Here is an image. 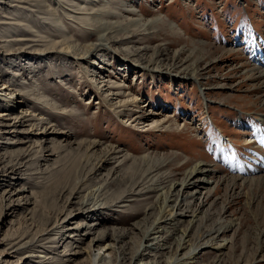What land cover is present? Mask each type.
<instances>
[{
    "label": "rangeland",
    "instance_id": "obj_1",
    "mask_svg": "<svg viewBox=\"0 0 264 264\" xmlns=\"http://www.w3.org/2000/svg\"><path fill=\"white\" fill-rule=\"evenodd\" d=\"M0 1L12 3L0 2V92L8 95L14 88L19 101V108L0 101V115L7 114L0 122L24 119V126L8 128L19 134H0L6 148L0 150L1 264L66 263L65 241L88 250L92 239L104 236L108 243L120 231L128 232L124 239L132 250L159 215L158 197L198 162L215 169L216 183L204 206L203 197L193 205L205 216L192 229L190 244L204 243L217 229L223 230L217 242L230 243L222 254L202 248L197 264H264V144L259 140L264 136V63L250 61L257 59L252 50L244 54L230 45L232 35L238 41L248 37L251 45L264 34V0ZM8 48L35 52L6 56ZM255 48L260 56L262 47ZM73 52L86 53V59ZM191 71L197 80L185 78ZM134 96L140 107L130 103ZM126 99L127 110L120 111ZM147 113L168 121L153 126L143 121ZM40 118L42 126H35ZM46 127L53 134L26 138L24 131L36 134ZM93 141L100 142L99 149L90 151ZM108 145L122 152L90 175ZM39 146L51 159L40 160ZM12 164L21 173H12ZM22 187L25 193L11 197ZM98 188L110 202L121 193L139 195L129 198L135 201L128 200L125 211L114 207L76 219L68 238L52 235L50 251L33 253L43 257L26 258L38 247L21 249L11 259L3 256L11 238H39L56 217L67 224L68 209L78 208L80 199ZM73 192L80 195L73 198L79 203L67 201ZM87 231L92 234L86 238ZM168 243L172 249L162 256L174 252L176 239Z\"/></svg>",
    "mask_w": 264,
    "mask_h": 264
},
{
    "label": "bare ground",
    "instance_id": "obj_2",
    "mask_svg": "<svg viewBox=\"0 0 264 264\" xmlns=\"http://www.w3.org/2000/svg\"><path fill=\"white\" fill-rule=\"evenodd\" d=\"M0 2H2V4L12 6V3H10V2H6V1H0ZM18 4H20V3H18ZM12 17H13V15H12ZM9 18H11V17H9ZM0 23H3V22H0ZM0 37H3V36H0ZM20 40L25 41L24 43H26V41L28 39L23 38ZM20 40L18 39L17 41H20ZM0 48H2L1 45H0ZM33 52H35V51L27 50V49L25 50L24 48L23 49H21V48L11 49V50H9V48H8V51L4 54L6 56H13V55L19 56V55H24L27 53L31 54ZM0 53L2 54L3 52L0 51ZM40 53L42 54L43 51ZM74 54L79 59H86V56H87L86 53H78V54L74 53ZM133 56H134V54H133ZM260 56H264V48L263 47L261 48ZM106 61L107 60H102V62H106ZM93 63H94V65L98 64V66H99L101 62H98V60H96V62L94 61ZM131 64L136 66V67H141V65H142L141 63L140 64L131 63ZM154 71H158V69L155 68ZM169 71H170L169 73L172 72L171 70H169ZM196 73H197L196 71L188 72L186 74L185 78L190 76V78L197 80ZM104 82H106V81L104 80V81L99 82V83H104ZM11 84L13 85L14 83H11ZM105 86H107V85H105ZM7 87L9 88V85L6 86V88ZM106 88H108V87H106ZM4 90H8V89H4ZM108 90H110V88ZM12 91L14 92L15 89L13 88ZM12 91L10 93H8V95L6 92L5 93L0 92V101L4 102L5 105L10 107V108H12L13 105H16L19 108V105H18L19 101H17V98H16L15 94H13ZM17 94L21 95V92H19ZM110 95L117 96V98H118V96L120 97L123 95V92H120V93H118V92L114 93L113 92ZM124 96H125V94H124ZM112 99H113V97H111V100ZM21 101H23V100H21ZM128 102L129 101H127V99L125 101L120 102L121 104L118 106V107H121L120 111H126L127 110L126 106H127ZM139 102L140 101H139L137 96L136 97L134 96L133 99L130 100L131 104L135 103L137 105ZM2 106L3 105H0V107H2ZM137 106L140 107L139 105H137ZM141 108H143V106ZM142 112H144L143 109H142ZM4 115H7V114L0 115V118H3L1 116H4ZM146 116H147V120H143V119H137V120L146 121V123L153 124V126H156V127H160L162 123H166L168 121V120L162 121L161 119H153V117L155 118L156 116H153L152 113H147ZM23 118H25V116H23ZM10 119H11V117H10ZM31 120H34V118H31ZM36 120L38 121V123L35 126H39V125L42 126L41 123L44 122L43 121L44 119L40 118V119H36ZM23 121H24V119H23ZM23 121H21V120L17 121V122H19V124H17V123L3 124L0 122V134L9 133V132H12V134L13 133L19 134L20 133L19 130L9 131V129L12 127L14 129H17L18 126H22V125L24 126ZM150 121H151V123H149ZM262 123H264V122H262ZM149 130H150V128H149ZM24 132H26V135H27L26 138H29L31 135H36L37 137H48L50 134H53L54 130L52 128L46 127V128H44L43 131H41L40 133L38 132L36 134H32L33 130L32 131H24ZM16 136H18V135H16ZM14 142H17V141H14ZM18 142H21V141H18ZM54 142H56V141H54ZM90 143H91V145L88 146V149L90 151L91 150L94 151V149L96 150V148L100 144V142H98V141H93ZM41 144H43V143L36 142V145H41ZM88 144L89 143H87V145ZM60 145H62V144H60ZM58 148H57V150H58ZM2 149H6V148H4L3 145H0V150H2ZM97 149H99V148H97ZM104 150H105V156H104L105 158H103L102 160L100 159L101 160L100 164L98 163L95 166V169L93 168L94 171H92L90 175H94L97 173L99 174L101 169L103 167H105L106 164H109L112 162V160L117 159L118 158L117 155L122 152V150L120 148L114 147L112 145H108ZM38 152L40 154V156H39L40 160L47 161L49 158L51 159V157L47 158L43 155V146H39ZM53 154L55 155V153H51L50 156H52ZM13 165L14 164L10 165L11 166L10 168L12 169L11 170L12 173H14V174L21 173V169H16V168H14ZM8 170L9 169H5L6 172ZM215 173H216L215 169L212 168V166H210L209 164H206L203 162H198V163L194 164L186 172V176L180 182L177 181V182L173 183V185L170 188V191L168 192L167 195L165 192H164V194L162 193L161 194L162 196L160 195L161 197H158V198H161L160 204L158 205V207L160 208L159 209V215L157 216L155 221L150 226L148 225L144 230H142V237H141L142 240L139 243H137L136 246L132 247V250H131V247L128 245L126 239H124V236L128 232L127 231L122 232L119 230L121 232V234L120 235L115 234L112 237L111 241L108 243H105L107 239L104 236H98V237L92 239L90 242L91 244H90L88 250H85V249L81 250V249H75L72 247H68V245L66 244V241H65L64 244H65V248H66L65 249L66 250V252H65L66 263H65V261H64L65 259H64L63 260L64 263H62V264H69L72 262H75V264H197V255L200 253L202 248H208V247L214 248L217 251H221L220 254H222L223 250L226 249L230 243V241H227L228 239H224V240H222V242H217V238L219 237V235L223 231L222 229H217V230L212 231L210 234H208L212 237H209V239H207L204 243H202L200 245L190 244V242H191L190 241V239H191L190 233H191L192 229L195 227V225H198L199 221L202 220L203 217L205 216L204 214H202V217H201L200 214L202 213L201 211H203V210H201V211H199L200 209L194 210L193 205L195 204L196 200H198L199 198L201 200L202 197H203L202 206L205 205V203L207 201V200H205V198H207L208 196L211 195L210 194L211 185L216 183L215 181H212V178H214ZM32 174H34V173H32ZM15 183L16 182H10V184H15ZM26 190L27 189L25 187H22L21 189L17 190V193L11 194L12 195L11 197H13L14 195H19V194L22 195L23 193L26 192ZM101 190H102V188H101ZM101 192H103V191H99V188L97 190L94 189V190L87 192L85 194V196H83L82 199H80V200H82V201H80V203L73 200V198L79 199L80 195L78 196L77 194H75V192L71 193L70 196H68L67 201L69 203H79V207L75 208V209H68L69 212H68L67 218H65L63 220V222H66L67 224L59 223L60 219L58 217H56V221H55L53 227L43 228L40 231V234L38 233V236L40 235L39 238L37 237L35 239H31L32 241L31 240L26 241L25 240L27 237L26 234H22L21 236H19L20 239L18 242H15L16 237L11 238L13 240L11 242H9L8 244H11L12 247L9 248L10 250H6L3 253V256L4 257L5 256L10 257V259H11V258L15 257L14 253H17V251H20L21 249L30 248V247L31 248L32 247L33 248L38 247V248L34 249V251H32L31 254L26 255V258L27 259H33L35 257H43L40 254H38V255L37 254L34 255V254L37 252L44 253L47 250L50 251L49 249H51L52 246L49 243L55 242V238L51 237L52 235H55V234L66 235L68 238L70 236V233L73 232V230H74L73 228H75V227L71 226V224L75 223L77 221L76 219H78V218L88 219V218L92 217L93 215H97L98 213L103 212L104 210H107V209L114 210V207L122 208L119 210L125 211L127 208L130 207V205L126 204L128 202V200H132V201L134 200V199H129V198L134 197L137 194L139 195V192L138 193H128V194H124V193L122 194L121 193V194H119L120 196H118V198L114 202H110L109 198H107V195L105 196V194H103ZM15 205H16V203L15 204L13 203L12 206H15ZM17 205H23V204H21V202L19 201V203H17ZM150 208H152V206ZM63 211H64V209H62V211H60L62 213H59L58 215L63 214ZM116 211H118V210H116ZM184 223H186V224H184ZM80 225L81 224H79L77 228H80ZM115 233H117V232H115ZM163 233L167 234L166 235L167 237H165V239L162 236ZM178 233H180V234H178ZM90 234H92L91 231H87L85 233L86 238ZM213 234H215V235L213 236ZM169 238H175L176 239L175 247L173 248L174 252L172 255H168L166 257L163 255L165 257V258H163L162 252L169 249V248L172 249L171 245L168 246L169 245V243H168ZM84 239L85 238H83V240ZM24 240H25V242H23ZM35 243H38V244H36V246H34ZM12 248H16L15 251H12L11 250ZM40 248L42 249L41 251L38 250ZM187 248H188V250L186 252H184V254L181 253V251H185ZM31 250L32 249H30V251ZM6 252H8L7 255H4ZM65 254H64V256H65ZM83 254H86L87 257L85 259L79 260L78 258L81 257ZM150 256H151V258L148 259V257H150ZM2 262L3 261L1 260L0 264ZM38 262L44 263L45 261H38Z\"/></svg>",
    "mask_w": 264,
    "mask_h": 264
},
{
    "label": "snow or ice",
    "instance_id": "obj_3",
    "mask_svg": "<svg viewBox=\"0 0 264 264\" xmlns=\"http://www.w3.org/2000/svg\"><path fill=\"white\" fill-rule=\"evenodd\" d=\"M259 140L262 144H264V136L259 137Z\"/></svg>",
    "mask_w": 264,
    "mask_h": 264
}]
</instances>
